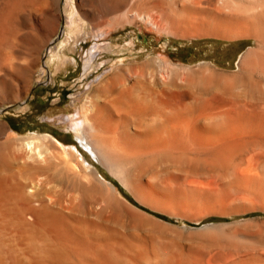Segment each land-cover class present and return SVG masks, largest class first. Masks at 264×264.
Returning a JSON list of instances; mask_svg holds the SVG:
<instances>
[{
    "label": "bare ground",
    "instance_id": "obj_1",
    "mask_svg": "<svg viewBox=\"0 0 264 264\" xmlns=\"http://www.w3.org/2000/svg\"><path fill=\"white\" fill-rule=\"evenodd\" d=\"M45 6L52 16L54 0H0V56L10 42H34L26 66L0 57L9 103L29 96L53 42L58 21L34 34ZM72 9L65 43L93 41L90 63L98 42L133 28L250 46L236 70L167 53L112 65L67 116L74 146L0 120V264H264V217H249L264 214V0H80ZM79 147L115 181L85 165ZM212 218L222 222L205 224Z\"/></svg>",
    "mask_w": 264,
    "mask_h": 264
},
{
    "label": "rangeland",
    "instance_id": "obj_2",
    "mask_svg": "<svg viewBox=\"0 0 264 264\" xmlns=\"http://www.w3.org/2000/svg\"><path fill=\"white\" fill-rule=\"evenodd\" d=\"M79 1L54 0L55 10L52 16L47 15L45 12L48 11L47 6H45V10L42 8L46 15L42 11L35 12L38 18L40 17L38 24L42 28L37 27L34 34L43 36L45 34L43 32L44 25L51 21H58V24L56 32L51 38L52 44L41 52V63L32 78L29 96L18 103H9L8 97L10 96L6 93V85L0 83V86L2 85L0 94L2 95V92H4V95H2V97L4 96V99L2 98L3 104L0 105V120L7 122L20 135L54 132L56 137L69 144L68 146L77 144L72 132L64 128L67 116L79 109L89 93L90 87L103 72L114 64L125 63L135 58L144 60L151 55L167 53L173 56L175 61L180 60L186 64L192 65L207 61L220 69L236 70L241 54L250 46V44H244L242 41L212 42L206 40L182 42L171 38H159L155 34L145 33L143 29L133 28L126 29L124 32L122 31L107 40L98 42L100 48L96 50L95 60L90 63L88 49L93 45V41L80 39L78 43H65L66 36L62 32L66 25V15L73 10L72 6H76ZM42 13L45 16H42ZM17 32L22 34L25 31ZM11 43H14L18 49L14 48L15 45L13 44V46ZM9 44L8 46H13V49L7 48V46L6 50L4 49L3 51L8 52V54L2 53L3 55L0 57L2 59L7 58L9 62L12 61L11 64L15 63L16 65L12 64L14 67L19 65L22 67L26 66V63L24 65L21 61H26V58H29L27 61L30 60L29 52L33 48L34 42L28 39L23 44L16 42H10ZM37 47L39 48V46ZM19 50L24 51L20 52ZM15 51L16 53H14ZM9 54L12 60H9L11 59ZM19 54H23L22 57ZM13 58L17 62H13ZM24 58L25 60H23ZM6 62H3L4 65H6ZM88 62L90 67L86 70L84 65L88 64ZM7 65L9 64L7 63ZM12 65L7 68L9 69L11 66L12 70H15ZM79 151L85 158V165H90L97 169L101 176L115 181L105 169L101 168L100 163L87 150L79 147ZM116 183L118 184L117 181ZM119 186L123 195L127 197V191L121 185ZM249 217H264V214L257 213ZM244 218L248 219V217H241L238 220ZM230 221L234 220L231 219ZM170 222L180 226L185 225L182 221L170 220ZM214 222L222 221L212 218L206 221L205 224Z\"/></svg>",
    "mask_w": 264,
    "mask_h": 264
}]
</instances>
